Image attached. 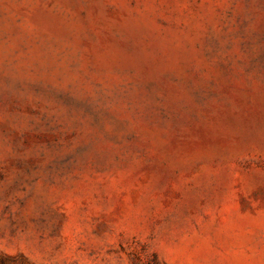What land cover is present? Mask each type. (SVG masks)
I'll list each match as a JSON object with an SVG mask.
<instances>
[{"label": "rangeland", "instance_id": "374dc122", "mask_svg": "<svg viewBox=\"0 0 264 264\" xmlns=\"http://www.w3.org/2000/svg\"><path fill=\"white\" fill-rule=\"evenodd\" d=\"M0 264H264V0H0Z\"/></svg>", "mask_w": 264, "mask_h": 264}]
</instances>
